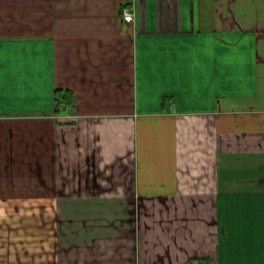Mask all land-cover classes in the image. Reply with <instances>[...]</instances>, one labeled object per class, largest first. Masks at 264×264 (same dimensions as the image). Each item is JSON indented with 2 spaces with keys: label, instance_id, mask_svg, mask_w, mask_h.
I'll list each match as a JSON object with an SVG mask.
<instances>
[{
  "label": "crops",
  "instance_id": "obj_1",
  "mask_svg": "<svg viewBox=\"0 0 264 264\" xmlns=\"http://www.w3.org/2000/svg\"><path fill=\"white\" fill-rule=\"evenodd\" d=\"M0 264H264V0H0Z\"/></svg>",
  "mask_w": 264,
  "mask_h": 264
},
{
  "label": "trees",
  "instance_id": "obj_2",
  "mask_svg": "<svg viewBox=\"0 0 264 264\" xmlns=\"http://www.w3.org/2000/svg\"><path fill=\"white\" fill-rule=\"evenodd\" d=\"M57 111L74 105V95L69 91L58 90L56 94Z\"/></svg>",
  "mask_w": 264,
  "mask_h": 264
},
{
  "label": "built area",
  "instance_id": "obj_3",
  "mask_svg": "<svg viewBox=\"0 0 264 264\" xmlns=\"http://www.w3.org/2000/svg\"><path fill=\"white\" fill-rule=\"evenodd\" d=\"M123 18L126 23H133L135 21V15L132 11L125 9L123 11Z\"/></svg>",
  "mask_w": 264,
  "mask_h": 264
}]
</instances>
